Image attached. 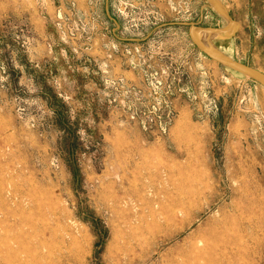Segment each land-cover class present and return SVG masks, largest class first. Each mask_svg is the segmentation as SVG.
<instances>
[{
    "label": "rangeland",
    "instance_id": "1",
    "mask_svg": "<svg viewBox=\"0 0 264 264\" xmlns=\"http://www.w3.org/2000/svg\"><path fill=\"white\" fill-rule=\"evenodd\" d=\"M219 1L237 33L201 40L264 75V0ZM179 23L227 25L206 0H0V264H264V87Z\"/></svg>",
    "mask_w": 264,
    "mask_h": 264
},
{
    "label": "water",
    "instance_id": "2",
    "mask_svg": "<svg viewBox=\"0 0 264 264\" xmlns=\"http://www.w3.org/2000/svg\"><path fill=\"white\" fill-rule=\"evenodd\" d=\"M215 13L221 16L227 23L223 28H207L200 27L194 23H179L177 25L188 28L189 37L194 46L209 59L225 66L233 71H236L264 87V75L260 72L243 65L227 55L219 51L213 46V44H205L200 38V35H206L208 37H215L219 39H233L238 30V24L232 19L229 12L221 4L219 0H206Z\"/></svg>",
    "mask_w": 264,
    "mask_h": 264
},
{
    "label": "bare ground",
    "instance_id": "3",
    "mask_svg": "<svg viewBox=\"0 0 264 264\" xmlns=\"http://www.w3.org/2000/svg\"><path fill=\"white\" fill-rule=\"evenodd\" d=\"M212 38H215V37H212ZM191 223H192V222H190V224H191ZM190 224H189V225H190Z\"/></svg>",
    "mask_w": 264,
    "mask_h": 264
}]
</instances>
